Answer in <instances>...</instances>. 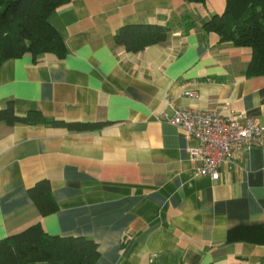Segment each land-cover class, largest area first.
<instances>
[{"label":"crops","instance_id":"obj_1","mask_svg":"<svg viewBox=\"0 0 264 264\" xmlns=\"http://www.w3.org/2000/svg\"><path fill=\"white\" fill-rule=\"evenodd\" d=\"M225 0H71L48 22L58 58L30 53L0 63V108L66 121L73 131L0 123V239L39 222L46 233L88 237L96 264H264V242L235 226L264 225V147L238 150L220 178L194 173L182 129L161 120L176 106L220 109L264 127V75L247 76L251 48L202 26ZM166 41L128 52L113 34L128 23L177 22ZM185 90L196 97L184 95ZM48 179L57 210L42 216L28 189ZM250 237V236H248Z\"/></svg>","mask_w":264,"mask_h":264},{"label":"trees","instance_id":"obj_2","mask_svg":"<svg viewBox=\"0 0 264 264\" xmlns=\"http://www.w3.org/2000/svg\"><path fill=\"white\" fill-rule=\"evenodd\" d=\"M70 1L0 0V63L25 53H30L33 60L42 53H54L58 58H64L66 44L48 22V16ZM190 1L205 3L206 0ZM179 24L185 30L195 26L186 13L176 23H128L115 31L113 41L128 52H138L166 41L172 27ZM202 27L215 32L220 42L250 47L251 60L245 74L264 75V0H225L222 12L212 14ZM0 123L47 124L86 131L101 128L108 122L66 121L48 117L39 110L18 114L13 103L8 102L0 108ZM28 193L40 215L45 216L57 210L48 179L38 180L28 189ZM241 230L247 234L246 238H257L264 242V225L235 226L228 231L227 240L238 238ZM98 258L97 243L92 239L82 235H51L45 232L39 222L0 239V264H96Z\"/></svg>","mask_w":264,"mask_h":264},{"label":"built area","instance_id":"obj_3","mask_svg":"<svg viewBox=\"0 0 264 264\" xmlns=\"http://www.w3.org/2000/svg\"><path fill=\"white\" fill-rule=\"evenodd\" d=\"M184 95L197 96L191 90H185ZM228 111V102L217 110L175 106L172 114L163 112L160 118L182 129L194 173L215 181L220 178L221 166L236 163L238 150L264 147L262 124L254 117Z\"/></svg>","mask_w":264,"mask_h":264}]
</instances>
